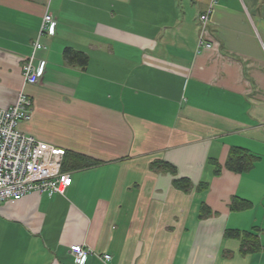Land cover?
I'll list each match as a JSON object with an SVG mask.
<instances>
[{"label":"crops","instance_id":"0c3cea01","mask_svg":"<svg viewBox=\"0 0 264 264\" xmlns=\"http://www.w3.org/2000/svg\"><path fill=\"white\" fill-rule=\"evenodd\" d=\"M210 2L0 0V110L24 92L22 133L96 162L66 171L63 195L0 203V264H73V244L85 264H264V0H217L203 26ZM46 13L55 33L27 85ZM232 148L251 169H226Z\"/></svg>","mask_w":264,"mask_h":264},{"label":"built area","instance_id":"2783aa9c","mask_svg":"<svg viewBox=\"0 0 264 264\" xmlns=\"http://www.w3.org/2000/svg\"><path fill=\"white\" fill-rule=\"evenodd\" d=\"M217 0H211L208 12L200 16L204 26ZM55 20L46 13L41 21L38 34L32 44L33 54L21 68L25 84L38 83L43 74L45 64L33 63L34 53L44 49L40 39L53 36ZM210 48L209 45L206 46ZM32 117V103L29 97L20 92L15 103L0 110V203L17 202L29 193L63 195L70 184V175L62 172L64 150L44 143L32 136L22 133L19 124L29 121ZM68 254L73 264H85L89 248L80 244L68 247ZM103 262L111 259L109 255L99 257Z\"/></svg>","mask_w":264,"mask_h":264},{"label":"trees","instance_id":"16d2710c","mask_svg":"<svg viewBox=\"0 0 264 264\" xmlns=\"http://www.w3.org/2000/svg\"><path fill=\"white\" fill-rule=\"evenodd\" d=\"M64 57L67 62H77L82 67L86 65L87 57L79 52H74L72 50L66 49L64 52ZM255 162V156L249 154L243 149L240 148H232L229 152L225 167L227 170L234 173H243L252 168ZM93 160L88 158H84L77 154L66 153L64 151L63 162L61 170L62 172H66L69 170L82 169L88 167L90 165L95 164ZM218 168L216 169V173H218ZM177 187L188 190L189 183L186 180H177L175 181ZM232 210H241L248 207L246 202L233 200L231 203ZM230 236L239 237L241 239V248L246 253H251L259 250V242L256 235H252L250 233H239V232H229Z\"/></svg>","mask_w":264,"mask_h":264}]
</instances>
